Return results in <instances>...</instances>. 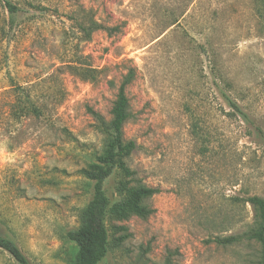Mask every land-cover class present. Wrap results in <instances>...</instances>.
I'll return each mask as SVG.
<instances>
[{
	"label": "rangeland",
	"instance_id": "1",
	"mask_svg": "<svg viewBox=\"0 0 264 264\" xmlns=\"http://www.w3.org/2000/svg\"><path fill=\"white\" fill-rule=\"evenodd\" d=\"M11 1L23 11L8 36L0 2V232L32 264H71L65 232L91 197L79 170L105 147L92 111L110 119L133 68V174L115 170L104 189L156 193L146 218L107 221L110 243L117 226L129 236L99 264H257L254 241L213 239L245 232L247 197H264V0ZM90 14L116 30L87 36ZM0 264L16 263L0 248Z\"/></svg>",
	"mask_w": 264,
	"mask_h": 264
},
{
	"label": "trees",
	"instance_id": "2",
	"mask_svg": "<svg viewBox=\"0 0 264 264\" xmlns=\"http://www.w3.org/2000/svg\"><path fill=\"white\" fill-rule=\"evenodd\" d=\"M0 2L7 12V30L4 31L3 27L1 29L9 36L15 26L16 17L23 9L11 0H0ZM29 6L34 7L30 3ZM79 26L83 32L87 33V36L99 29H103L107 33L116 30V26L105 27L97 22L91 14L88 16L87 25L79 23ZM133 77V68H129L119 83L110 108L111 117L108 121L98 112L92 111L97 128L105 135V147L101 154L95 156L94 160L89 162L85 168L79 170L87 186L91 189V197L79 213L78 226L65 232L67 239L74 243L71 264H99L108 254L110 244L117 247L129 236L125 227L117 226L120 233L114 236L110 243L107 228L109 219L123 220L132 215L146 218L152 213V209L144 205L143 200L156 193L155 188L144 185L128 187L125 182L119 181L116 185L119 197L115 199H111L104 189L105 181L115 170L125 177L133 174L125 159L135 149V142L124 140L122 132L123 124L129 117L125 88L131 83ZM24 96L25 100H30L26 93ZM228 104L242 118H247L234 101L229 100ZM32 111L36 116L43 114L42 110L35 106L32 107ZM262 144L264 147V139ZM246 201L252 206L254 212L253 225L242 234L215 237L213 240L221 245L238 243L243 238L254 241L259 246L257 264H264V197L253 195L247 197ZM0 248L6 251L16 264H32L16 242L1 232Z\"/></svg>",
	"mask_w": 264,
	"mask_h": 264
}]
</instances>
